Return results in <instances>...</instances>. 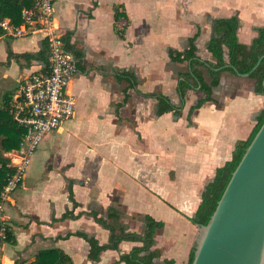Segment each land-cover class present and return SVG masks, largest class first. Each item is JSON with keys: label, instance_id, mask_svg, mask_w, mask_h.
<instances>
[{"label": "crops", "instance_id": "crops-1", "mask_svg": "<svg viewBox=\"0 0 264 264\" xmlns=\"http://www.w3.org/2000/svg\"><path fill=\"white\" fill-rule=\"evenodd\" d=\"M114 9L127 21L121 37ZM233 14L237 40L248 45L254 28L264 25V0H53L52 25L81 53L82 70L67 87L74 112L45 134L30 156L41 160L31 169L33 182L22 180L8 197L4 216L12 242H0V264H31L37 252L48 249L60 250L72 264H124L119 254L139 243L121 241L118 250L101 251L96 262L87 259V243L73 233L92 235L102 244L108 232L85 214L59 219L72 208L68 186L77 204L73 215L90 209L104 215L110 207L135 233L147 215L162 223L152 246L158 260L187 262L198 231L189 218L215 170L231 158L235 142L248 137L264 95L253 92L247 75L221 71L211 100L188 121L199 92L186 91L178 116H157L155 99L132 89L121 104L127 83L116 80L113 71H132L139 91L160 92L176 103L177 73L188 66L171 61L168 49L179 51L196 35V55L211 61L205 50L209 22ZM41 38L39 33L12 38L0 32L1 95L10 91L12 97L37 69L36 63L8 58L7 52H36Z\"/></svg>", "mask_w": 264, "mask_h": 264}, {"label": "trees", "instance_id": "trees-1", "mask_svg": "<svg viewBox=\"0 0 264 264\" xmlns=\"http://www.w3.org/2000/svg\"><path fill=\"white\" fill-rule=\"evenodd\" d=\"M32 6V0H0V20L9 19L14 25L21 23L20 9L22 7ZM122 15L118 9H114L115 31L121 37L127 26V21L121 18ZM123 22V26H119ZM238 27V18L233 14L225 18H214L209 22V38L205 43V50L210 54L211 61L202 60L196 55L194 40L196 35L187 39V46L179 51L168 49L169 59L177 63H187V69L177 73V83L175 91L178 95V101L172 102L167 96L160 92L144 93L139 91L137 79L130 70H115L114 78L123 80L127 87L122 90L124 103L128 98L127 89L134 90L138 95L151 97L155 99L154 113L161 115L166 112L178 116L182 107L186 91L196 90L200 96L196 102L190 106L187 113L189 121L192 112L199 108L204 102L211 100V91L218 84L221 71H228L237 74H246L253 80V92L264 95L262 79L264 78V25L255 27L256 36L252 38L248 45L238 42L236 30ZM1 32V30H0ZM2 33V32H1ZM63 37L64 48L69 51L74 58L76 71H81L80 58L81 53L73 51L68 44V35ZM225 50L226 60L223 57ZM48 56V43L42 40L38 51L33 53L13 54L7 52L8 58H22L25 64L36 63L43 67L46 65ZM260 56H263L257 63ZM207 81L204 79V75ZM12 92H4L0 97V150L7 152L17 148L20 139L24 133V128L17 124L11 112L10 101ZM264 119V107L259 110L255 117V124L248 137L244 140H238L233 146L231 158L215 170L214 177L208 182L201 192L200 202L189 221L194 225H204L212 214L216 203L231 175V172L238 163L246 146L259 128ZM12 172L7 158L0 155V191L5 179ZM68 198L72 203V208L77 204L72 200L70 186L67 187ZM72 208L66 210L59 219L76 218L80 214H85L92 220L107 230L108 236L105 243L99 244L92 236L84 232L77 231L74 235L81 237L88 246L87 259L91 262L98 260L99 253L106 249L118 250V244L121 241L137 242L139 245L133 246L129 252L121 253L118 262L124 264H175L172 260H158L160 253L153 249L155 232L162 227V223L155 221L149 216L142 217V228L139 233L131 232L127 229L120 217L121 213L113 208H107L104 215H99L98 210L90 209L87 212L73 215ZM6 242H12L10 231L6 229ZM193 257V246L191 247L188 259L185 264H190ZM13 264H20L14 262ZM31 264H72L71 259L58 249L41 250L37 252L35 260Z\"/></svg>", "mask_w": 264, "mask_h": 264}, {"label": "built area", "instance_id": "built-area-1", "mask_svg": "<svg viewBox=\"0 0 264 264\" xmlns=\"http://www.w3.org/2000/svg\"><path fill=\"white\" fill-rule=\"evenodd\" d=\"M52 17L53 0H32V6L20 9V24L14 25L7 18L0 20V30L5 36L20 38L39 33L41 40L48 43L46 65L37 64V69L21 81L10 101L13 118L24 128V133L17 148L2 153L12 172L0 191V242L6 237V202L20 185L30 156L42 137L56 130L74 112V98L67 91L76 71L74 58L64 48L62 34L52 25ZM123 25L120 22L119 26Z\"/></svg>", "mask_w": 264, "mask_h": 264}, {"label": "water", "instance_id": "water-1", "mask_svg": "<svg viewBox=\"0 0 264 264\" xmlns=\"http://www.w3.org/2000/svg\"><path fill=\"white\" fill-rule=\"evenodd\" d=\"M196 226L190 264H264V119L208 221Z\"/></svg>", "mask_w": 264, "mask_h": 264}, {"label": "rangeland", "instance_id": "rangeland-1", "mask_svg": "<svg viewBox=\"0 0 264 264\" xmlns=\"http://www.w3.org/2000/svg\"><path fill=\"white\" fill-rule=\"evenodd\" d=\"M1 82H0V86H1ZM4 84H2V86H3ZM1 86V87H2ZM9 89H12L13 88V86H11V85H8L7 86ZM0 97H1V92H0ZM39 146H40V144L38 145V147L37 148H39ZM1 150H0V155H1ZM41 162V160H38L37 158H30V161H29V164H28V166H27V168H26V171L24 172V175H23V182L27 185V184H29L30 182H33V175H32V172H31V169L32 168H34L37 164H39ZM19 186V185H18ZM17 186V187H18ZM17 187L15 188V189H17ZM14 189V190H15Z\"/></svg>", "mask_w": 264, "mask_h": 264}]
</instances>
